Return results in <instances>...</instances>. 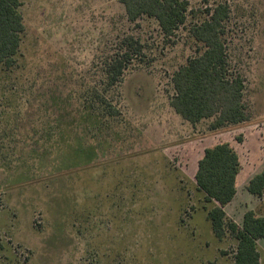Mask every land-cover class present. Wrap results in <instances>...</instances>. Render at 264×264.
Segmentation results:
<instances>
[{
  "label": "rangeland",
  "instance_id": "374dc122",
  "mask_svg": "<svg viewBox=\"0 0 264 264\" xmlns=\"http://www.w3.org/2000/svg\"><path fill=\"white\" fill-rule=\"evenodd\" d=\"M186 1V25L166 38L154 20L130 23L119 0H21L17 68L0 71V264L234 263L237 241L215 237L194 177L204 150L228 143L241 164L228 219L264 214V194L246 191L264 171V0ZM220 3L250 120L209 131L174 112L171 78L196 55L190 26ZM125 36L143 55L106 95L121 118L86 123L80 92L105 87Z\"/></svg>",
  "mask_w": 264,
  "mask_h": 264
},
{
  "label": "trees",
  "instance_id": "16d2710c",
  "mask_svg": "<svg viewBox=\"0 0 264 264\" xmlns=\"http://www.w3.org/2000/svg\"><path fill=\"white\" fill-rule=\"evenodd\" d=\"M119 1L124 6L130 23L143 18L154 20L166 38L175 36L187 23L189 4L186 0ZM21 5V0H0V71L11 72L17 68L26 32L20 12ZM205 15L202 21L194 22L189 28L197 51L194 57L189 58L172 75L174 95L170 106L185 122L197 125L210 121L209 131H218L245 124L250 120V115L245 102V80L240 74L233 73L229 65L227 29L230 7L226 3H220L207 10ZM142 55L143 47L140 42L134 36H125L120 42L119 52L103 64L105 87L90 86L85 91L82 88L79 90L87 95L82 101L86 109L84 116L78 112L77 115L92 120L86 123L95 126H103L110 120L121 118L118 107L106 95L118 87L129 66ZM73 91L77 92L76 89ZM87 110L95 116H91ZM95 110L101 116L96 115ZM105 120L108 122L104 123ZM63 137L61 133L60 138ZM86 156L81 154L83 159ZM90 157L91 155L88 158ZM240 171L241 164L236 151L228 143H219L204 150L198 161L194 180L196 189L210 205L206 211L215 237L222 240L230 233L237 241L233 264H260L258 245L260 241H264V217L249 211L239 225L229 220L226 213L227 206L236 198ZM246 189L249 194L262 197L264 171L254 176ZM4 250L5 246L0 240V256Z\"/></svg>",
  "mask_w": 264,
  "mask_h": 264
},
{
  "label": "crops",
  "instance_id": "0c3cea01",
  "mask_svg": "<svg viewBox=\"0 0 264 264\" xmlns=\"http://www.w3.org/2000/svg\"><path fill=\"white\" fill-rule=\"evenodd\" d=\"M239 175H240V174H239ZM238 178H239V176H238ZM251 179H252V178H251ZM251 179H250V180H251ZM237 187H238V186H237ZM238 189H239V188H238ZM246 191H247V189H246ZM247 193H248V192H247ZM248 195H250L251 198H252V197L257 198V197H255V196L249 194V193H248ZM237 197H238V192H237V195H236V198L234 199V201L237 199ZM234 201H233V202H234ZM233 202H232L230 205H232ZM256 203H259V202L256 201ZM230 205H229V206H230ZM229 206H227V208H228ZM227 208H226V209H227ZM249 211H252V210H246V211H244V212H243V215H245V214H246L247 212H249ZM253 212H255V211H253ZM226 213H227V212H226ZM255 213H256V212H255ZM256 214H257L258 216H262V217H264V214H262V213H261V214L256 213ZM227 215H228V214H227ZM242 220H243V218H242ZM242 220H241V222H242ZM236 223H237V222H236ZM237 224H238V223H237ZM261 243L264 244V241H260L258 246H259V249H260L262 252H264V248L261 247V245H262ZM263 247H264V246H263ZM260 264H261V261H260Z\"/></svg>",
  "mask_w": 264,
  "mask_h": 264
}]
</instances>
